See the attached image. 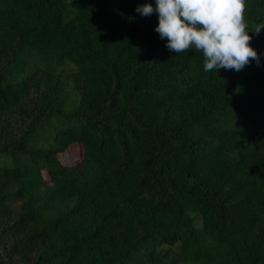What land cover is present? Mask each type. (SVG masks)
<instances>
[{
  "label": "trees",
  "instance_id": "16d2710c",
  "mask_svg": "<svg viewBox=\"0 0 264 264\" xmlns=\"http://www.w3.org/2000/svg\"><path fill=\"white\" fill-rule=\"evenodd\" d=\"M144 3L0 0V264H264V29L205 72Z\"/></svg>",
  "mask_w": 264,
  "mask_h": 264
},
{
  "label": "clouds",
  "instance_id": "9594fccd",
  "mask_svg": "<svg viewBox=\"0 0 264 264\" xmlns=\"http://www.w3.org/2000/svg\"><path fill=\"white\" fill-rule=\"evenodd\" d=\"M136 11L143 16L157 13L155 31L167 40L169 51L202 53L205 72H239L253 60L259 63L249 33L258 35L264 22L249 25L246 0H155V6L144 3Z\"/></svg>",
  "mask_w": 264,
  "mask_h": 264
},
{
  "label": "rangeland",
  "instance_id": "374dc122",
  "mask_svg": "<svg viewBox=\"0 0 264 264\" xmlns=\"http://www.w3.org/2000/svg\"><path fill=\"white\" fill-rule=\"evenodd\" d=\"M80 156L81 147L79 144H74L67 152L59 155V160L65 165H72L80 158ZM44 174L48 177L46 172Z\"/></svg>",
  "mask_w": 264,
  "mask_h": 264
}]
</instances>
